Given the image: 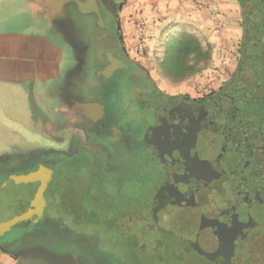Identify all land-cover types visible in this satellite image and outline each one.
Segmentation results:
<instances>
[{
  "label": "flooded vegetation",
  "instance_id": "obj_1",
  "mask_svg": "<svg viewBox=\"0 0 264 264\" xmlns=\"http://www.w3.org/2000/svg\"><path fill=\"white\" fill-rule=\"evenodd\" d=\"M99 1L107 28L98 27L95 16L81 14L76 4L63 14L84 48V78L73 89V105L58 111L62 121L56 116L54 128L45 134L51 145L0 162V175L11 167L24 169L16 175L42 166L48 170L45 181L13 184L30 186L35 203L42 196L46 204L43 216L26 221L18 238L0 235V251L23 256L45 242L70 247V253L36 252L27 258L41 257L48 264H95L88 251L99 237L76 233L82 205L73 197L93 195L91 210L125 236L123 219L136 204L145 211L148 196V214L142 211L137 219L147 231L183 244L206 264H264V96L259 93L253 101L241 91L243 107L222 99L239 81L250 40L264 38V0H240L242 37L233 70L215 77L219 81L209 92L181 93L162 88L131 57L113 0ZM258 12L263 20L255 16ZM262 49L264 45L253 48L257 61L264 63ZM112 65L109 75L101 72ZM125 89L129 95L120 94L122 109L117 110L111 101ZM11 175L0 180V188ZM163 187L167 194L186 191L194 203L165 200L156 221L153 201ZM68 202L80 209L71 210ZM61 210L68 218L61 217ZM162 223L172 233L159 230Z\"/></svg>",
  "mask_w": 264,
  "mask_h": 264
},
{
  "label": "rangeland",
  "instance_id": "obj_2",
  "mask_svg": "<svg viewBox=\"0 0 264 264\" xmlns=\"http://www.w3.org/2000/svg\"><path fill=\"white\" fill-rule=\"evenodd\" d=\"M117 1L121 7L125 5V0ZM22 5H24V3H16L9 7L11 15L14 11L13 9H16L15 17H17L16 20L20 22L27 21V19L30 20L29 16L25 13H19V9ZM3 17L5 18L4 22H8L9 18L7 12H5ZM10 17L12 18V16ZM119 22L121 23L120 17ZM140 23L141 24L132 22L133 30L131 38L129 37V34H125V29L121 26V33L125 47L132 58L136 59L149 70L155 81L162 88L172 93H181L190 89L192 90L193 85H205L209 79H212L208 77L203 81V78L211 73L213 65L212 55L214 50L211 51L210 62H208L205 67L199 72L189 75L184 79H174L161 69L160 62L165 56V50L162 45L168 40L167 37L162 39V36L167 35H161V32L169 31L171 30L170 27H172L174 28V31H176L174 35L179 34L181 31H179L177 27H180V22H171L166 23L163 26L158 25L155 28H148V33L145 30L144 24L142 22ZM47 25V31L50 36L53 37L54 42L61 47L63 52L60 66L62 78L59 80V86L63 88L62 102H64V104L67 103L68 106H72L73 103L71 104V101L73 100V89L80 81V78H84V74L82 73L84 65V48L80 43V37L76 36L65 19L61 17L59 19L49 17ZM139 27H142L143 29L141 33L138 31ZM218 52L220 53L221 51L219 50ZM215 53H217V51ZM226 53L224 54L226 55ZM219 58H222L221 53ZM122 92H124L125 95H129L128 89H125L122 90L121 93L114 94V102L113 100L111 101L112 107L117 110L122 109V100L120 96ZM73 102H75V100H73ZM51 112L53 111L48 109L46 114L38 116V118L33 116L27 124L28 127L21 128V126H15L13 122L7 119L5 114L0 111V121L6 122L7 119V125L10 126V128H14L11 132H8L0 127V162L3 163L4 160L13 157L17 158V156H25L35 151L36 147L39 148L51 145L45 135L47 132L45 126L46 121H54L56 116H59L61 121L63 118L60 113L57 112L51 114ZM17 117L20 118V116ZM28 117L29 116H27V118ZM38 120L41 121L40 124H38ZM23 171L24 169L18 167L5 168L0 175V180L3 181L10 174ZM29 187L30 186L26 185L8 186L2 193H0V225L31 212L35 201L33 200L34 191ZM73 198L76 199V204L78 203L81 205V197L79 198L78 196H75ZM147 198L148 196L144 197L145 211L141 204H136L128 211L130 213L128 214V217L123 219L125 229L127 230L125 236H122L117 231V227L112 229L111 224L109 225L106 222V217L104 215L101 216L96 210H91L94 212V215L89 216L88 212L83 213L77 205L73 206V202L67 203L68 207L73 206V209L71 208V210H74V208L80 209V213L77 212L78 221L76 222V233L90 232L99 237L96 246L88 251L91 262H94L95 264H206V261L202 257L193 252H189L183 244L179 245L174 239L168 237L162 238L159 231L150 232L146 230L145 226L144 228L139 226L137 219L139 216L140 218L142 217V211L145 215L148 214ZM167 209H170V207ZM53 210L54 207H51L49 213H52ZM71 213H73V211H71ZM60 215L61 217L64 216L68 218V215H66L65 212H62V210ZM26 225L27 222L25 221L14 226L9 232H7L6 236H9L10 239L19 236ZM162 225V227L165 228L169 226L166 223H162ZM50 234L53 235L52 233ZM49 237L55 240V238L51 236ZM34 239L35 238H32L30 241H33ZM14 242L19 241L16 239ZM46 244L47 243L45 242L42 243L41 247L38 249L25 250L23 256L13 254L12 251L7 252L19 257L23 264H25L29 259L27 257L32 256V253L38 252L54 256L56 254L70 253L71 250L69 249L70 247L64 249L57 244H49L48 246ZM52 261L55 260L52 259Z\"/></svg>",
  "mask_w": 264,
  "mask_h": 264
},
{
  "label": "crops",
  "instance_id": "obj_3",
  "mask_svg": "<svg viewBox=\"0 0 264 264\" xmlns=\"http://www.w3.org/2000/svg\"><path fill=\"white\" fill-rule=\"evenodd\" d=\"M45 2L0 0V111L21 128L28 127L33 116L38 118L48 109L53 111L52 114L69 107L62 102L63 88L59 86L63 52L47 31ZM16 3H24L19 13H25L30 20L17 21L15 8L14 11L11 9V15L9 7ZM240 11V0H125L119 17L130 38L135 18L144 24L147 33L148 28L180 22L179 31L196 35L204 48L214 50L211 73L203 78L204 81L208 77L225 75L235 67L242 37ZM5 12L8 13V22H4ZM170 28L161 33H176ZM221 48L227 53L219 58ZM7 119L6 122L0 121V127L11 132L14 128L7 125ZM56 120H47L46 129L52 130ZM0 264L23 262L7 252H0ZM25 264L48 263L41 257H33Z\"/></svg>",
  "mask_w": 264,
  "mask_h": 264
},
{
  "label": "water",
  "instance_id": "obj_4",
  "mask_svg": "<svg viewBox=\"0 0 264 264\" xmlns=\"http://www.w3.org/2000/svg\"><path fill=\"white\" fill-rule=\"evenodd\" d=\"M46 11L49 17L59 19L63 18V14L68 10L73 4H76L78 11L83 15H93L96 17V24L100 28H107V25L104 22V18L101 14L100 9V1L99 0H45ZM114 5L116 6V13L118 14L120 10V5L117 0H113ZM264 3V2H263ZM254 12L251 11V13ZM256 17H260L263 20L262 15L258 12L255 14ZM264 45V38L259 39H251L250 40V50L248 51L247 57L245 59V63L243 65V69L240 72V78L238 83L233 84L224 94L222 99L224 101L232 99L236 101L239 106H244L245 102L241 101L240 92L246 91L248 94V98L258 99L259 93L264 96V63L257 61V58L254 56L255 50L257 46ZM264 51V49H262ZM111 59V58H110ZM114 69V65L106 67L103 71L104 74L109 75ZM246 106V105H245ZM251 106V103H247V107ZM241 107V108H242ZM253 107V105L251 106ZM251 108L247 109V113H249ZM245 110V107L244 109ZM245 112V111H244ZM261 120H256V123H261ZM48 172L43 166L37 172H31L28 175L21 174L11 175L2 187L0 188V192L7 188L8 186L13 185L15 182L25 183L26 181H31L36 179V181H45V174ZM170 194L166 193V190L161 188L154 198L153 201V216L156 221H158V211L162 207L165 200H170L172 203H177L179 205H188L194 203L191 198H188L186 195V191L174 192L173 190H169ZM161 203V205H160ZM46 202L45 199L41 196L40 199L35 203L31 212L27 215H22L20 217L14 218L2 225H0V235H4L6 232L10 231L14 226L23 223L25 221L35 222L39 220L43 216V210ZM159 230L166 233H172L171 230L165 229L163 227H159Z\"/></svg>",
  "mask_w": 264,
  "mask_h": 264
},
{
  "label": "trees",
  "instance_id": "obj_5",
  "mask_svg": "<svg viewBox=\"0 0 264 264\" xmlns=\"http://www.w3.org/2000/svg\"><path fill=\"white\" fill-rule=\"evenodd\" d=\"M174 34L161 33L167 35L162 36V39L167 37L168 40L162 45L165 56L160 62V67L170 77L180 80L205 67L211 58V49L204 48L199 37L194 34L184 31ZM92 196L85 194L81 204L83 213L88 212L89 216Z\"/></svg>",
  "mask_w": 264,
  "mask_h": 264
},
{
  "label": "built area",
  "instance_id": "obj_6",
  "mask_svg": "<svg viewBox=\"0 0 264 264\" xmlns=\"http://www.w3.org/2000/svg\"><path fill=\"white\" fill-rule=\"evenodd\" d=\"M133 22H137L138 24H141L140 20L138 18H135L133 20ZM142 30H143L142 27H139L138 31L140 33L142 32ZM220 53L223 54L224 49H222ZM218 81H219V78L209 79V81L205 85H203V84L202 85H200V84L199 85H193L192 90L195 92H209L216 87Z\"/></svg>",
  "mask_w": 264,
  "mask_h": 264
}]
</instances>
